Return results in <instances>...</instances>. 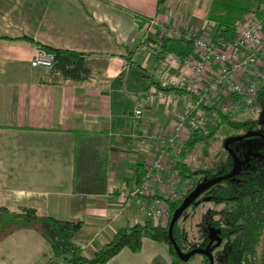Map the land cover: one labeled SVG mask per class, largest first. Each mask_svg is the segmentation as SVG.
I'll use <instances>...</instances> for the list:
<instances>
[{
	"label": "crops",
	"instance_id": "1",
	"mask_svg": "<svg viewBox=\"0 0 264 264\" xmlns=\"http://www.w3.org/2000/svg\"><path fill=\"white\" fill-rule=\"evenodd\" d=\"M211 2L166 0L160 8L158 0H0V36L39 44L0 42V206L83 223L76 241L87 257L118 229L144 223L146 212L118 194L152 159L140 139L170 132L183 107L148 104V85L125 57L134 51L140 71L156 77V56L137 61L145 49H158L160 33L150 32V22L213 36ZM39 47L86 54L93 80L52 84L49 68L31 66ZM171 74L180 76V69ZM136 109L143 110L138 121ZM52 255L32 230L0 241V264H43ZM169 256L145 239L140 254L126 249L109 264H169Z\"/></svg>",
	"mask_w": 264,
	"mask_h": 264
},
{
	"label": "trees",
	"instance_id": "2",
	"mask_svg": "<svg viewBox=\"0 0 264 264\" xmlns=\"http://www.w3.org/2000/svg\"><path fill=\"white\" fill-rule=\"evenodd\" d=\"M165 3L166 0H158L160 8L164 7ZM261 5H264V0H212L207 21L215 25L213 40L234 42L237 37V24L247 14L258 11ZM136 17L142 25H145V21ZM2 41H20L39 46L27 37L12 39L0 36V42ZM42 48L55 56L54 63L49 68L54 76L50 80L52 84H81L93 80V72L85 66L86 54ZM194 50V41L183 38L164 39L159 50L153 49L159 64L169 54H175L181 61H184L194 53ZM129 53L134 55V51L129 50ZM130 55L125 58L134 75L147 83L146 93L153 87L166 94L181 92L178 89L162 88L154 75L144 70L140 71L139 64L133 61ZM249 107H258L264 112V88ZM232 116V114L219 115L216 125L210 127L207 134H194L184 146L179 169L185 178L195 179L196 175L199 177L195 179V188L201 183L227 176L232 172L234 162L227 154L224 160L194 174L190 163L187 159L184 160L187 155L205 140L213 138L224 124L245 131L256 129L254 121L238 122L233 120ZM233 149L242 160L243 153ZM250 156L248 165L238 176L207 189L184 212L182 218L188 214L189 210L195 211L208 203L213 205V209L207 212L200 225V241L197 244L188 243L187 233L179 225L181 219L175 225L173 236L183 252L206 248L210 242V233L214 230L222 240L221 246L213 251L215 264H264V161L255 158V155ZM142 170L143 167L138 168L137 182H140L144 175L145 170ZM188 195L172 205L171 218L166 227L154 226L151 219H147L142 224L127 225L118 229L111 241L91 257L86 256L84 248L76 241V236L81 231L83 223L60 221L48 216L12 213L2 206H0V241L20 230L35 231L49 243L53 251L52 257L43 264H109L113 258L126 249L134 254H140L145 239L165 245L169 255L174 260H179L169 239V226L173 214ZM202 263L209 264V259L203 256Z\"/></svg>",
	"mask_w": 264,
	"mask_h": 264
},
{
	"label": "built area",
	"instance_id": "3",
	"mask_svg": "<svg viewBox=\"0 0 264 264\" xmlns=\"http://www.w3.org/2000/svg\"><path fill=\"white\" fill-rule=\"evenodd\" d=\"M149 30L160 33L159 46L164 39L183 38L193 40L195 47L184 61L169 54L161 63L156 81L164 89L181 92L166 94L153 87L146 102L183 108L170 132L156 131L140 139L143 146L150 147L152 159L141 181L118 194L122 202H133L143 209L154 226L164 227L171 218L172 205L195 188V179L183 177L179 169L186 143L196 133L207 134L219 115H234L247 109L264 88V5L237 24L234 42L214 41L209 32L200 35L183 31L158 19L150 22ZM54 60L52 53L39 47L31 66L51 68ZM176 68L180 69V76L171 74ZM142 117V109L133 112L134 121Z\"/></svg>",
	"mask_w": 264,
	"mask_h": 264
},
{
	"label": "rangeland",
	"instance_id": "4",
	"mask_svg": "<svg viewBox=\"0 0 264 264\" xmlns=\"http://www.w3.org/2000/svg\"><path fill=\"white\" fill-rule=\"evenodd\" d=\"M211 27L214 26L211 25ZM209 30L212 31V28ZM148 54L152 56L154 55L155 57V53L153 51L145 49V51L141 53L140 57H138L137 61L142 62ZM232 118L233 120L238 122L254 121L256 123V129H263L264 127V112L262 109L258 107L257 108L249 107L242 112L234 114ZM246 134L247 132L244 129H234L230 125L224 124L217 131L216 135L213 138L207 139L204 142H202L200 145H198L189 155H187V157L184 158V160L187 159V161L190 163L194 174H196L197 171L208 169L227 157L228 153L224 147L226 141L235 137L244 136ZM235 148L237 150L242 149L247 152L256 153L255 158H258L260 161H264L263 139L255 138L246 143L243 142L236 143ZM198 178L199 177L196 175L195 179ZM211 209H213V205L208 203L202 205L199 209L195 211L189 210L188 214L183 218H181L179 225L181 228H183L186 231L188 237V243L197 244L200 241V237H199L200 225L207 212ZM168 223H166L164 227H166ZM163 246L166 248L165 245ZM202 261H203V256L201 255L193 256L188 262L174 260L171 256H169V264H203ZM156 264H162L160 259L159 261H157Z\"/></svg>",
	"mask_w": 264,
	"mask_h": 264
},
{
	"label": "water",
	"instance_id": "5",
	"mask_svg": "<svg viewBox=\"0 0 264 264\" xmlns=\"http://www.w3.org/2000/svg\"><path fill=\"white\" fill-rule=\"evenodd\" d=\"M251 137H257V138H261L264 140V134L260 133V132H249L244 136L241 137H235L232 139H229L228 141H226L225 143V150L227 151V153L231 156V158L233 159L234 162V167L233 170L230 174H228L227 176L224 177H220L214 180H211L209 182H204L201 183L200 185H198L194 191H192L183 201V203L181 204V206L175 211V213L172 216V220L169 226V239L170 242L172 243V245L175 248V252L179 258L180 261L182 262H188L193 256L195 255H201L204 257H207L209 259V264H215V259L213 256V251L220 247L222 244V240L220 239V237L218 236L217 232H215L214 230L211 231L210 233V242L207 245L206 248H197V249H193L189 252H183L179 246L177 245V242L174 239L173 236V230L175 225L179 222V220L182 218L184 212L189 209L193 202L201 195L203 194L207 189L213 187L214 185L227 180V179H232L236 176H238L242 169L243 166L247 163V161L245 163H243L241 161V158L238 156V154L236 153V151L234 149H232V145L242 142L245 139L251 138ZM215 243V245H213Z\"/></svg>",
	"mask_w": 264,
	"mask_h": 264
},
{
	"label": "flooded vegetation",
	"instance_id": "6",
	"mask_svg": "<svg viewBox=\"0 0 264 264\" xmlns=\"http://www.w3.org/2000/svg\"><path fill=\"white\" fill-rule=\"evenodd\" d=\"M247 133H249V132H260V133H262V134H264V127H263V129H252V130H250V131H246ZM255 138H257V137H251V138H248V139H245V140H243L242 142L243 143H246V142H249V141H251V140H253V139H255ZM259 139H261V138H259ZM241 142V143H242ZM240 143V142H239ZM232 149L233 148H235V144H233L232 146ZM236 149V148H235ZM237 150V149H236ZM238 151H240V152H242L243 153V159L241 160L243 163H245L246 161H247V163L243 166V168L245 167V166H247L248 165V163H249V161H250V155H255L256 153H253V152H247V151H244V150H242V149H239ZM197 200V199H196ZM195 200V201H196ZM213 245H215V243L213 244Z\"/></svg>",
	"mask_w": 264,
	"mask_h": 264
}]
</instances>
